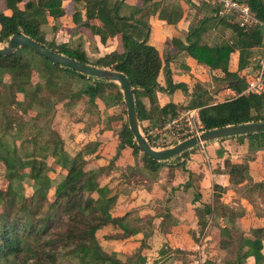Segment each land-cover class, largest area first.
Segmentation results:
<instances>
[{"label": "trees", "instance_id": "trees-1", "mask_svg": "<svg viewBox=\"0 0 264 264\" xmlns=\"http://www.w3.org/2000/svg\"><path fill=\"white\" fill-rule=\"evenodd\" d=\"M177 1L137 0L128 5L125 0H70L71 34L68 41L57 43L48 33L52 35L58 29L59 19L66 13L62 0H5L10 13L0 12V43L14 33H23L67 57L123 72L133 87L143 131L170 119L179 107L199 108L204 130L263 121L264 91L217 102L207 84L197 82L188 92L184 85L172 83L168 67L183 53L204 66L211 83H225L241 92L261 53L262 27L240 26L233 13L218 16L216 8L204 0H183L187 7L191 5L203 14L190 22L182 36L170 40L169 44L178 49L176 56L167 52L160 55L148 43L150 28L145 18L158 12L160 19L175 25L183 14ZM238 1L249 4L264 21V0ZM88 35H98L102 44L108 39H116L119 44L90 58ZM235 52L237 69L230 71L229 60ZM161 71L166 89L157 82ZM179 87L184 90L186 104L170 101L158 106L157 91L171 93ZM145 97L156 106L155 113L147 107ZM81 110L88 117L85 131L93 138L70 154L55 121L58 114L70 117ZM105 131L114 135L113 151L100 142ZM226 137L247 141L248 153L243 161H224L229 185L242 186L233 200L237 206L222 200L227 187L220 184L213 185L210 204H197L200 175L186 169L189 150L164 161L144 154L129 129L125 102L116 82L60 66L25 46L0 55V163L7 180L6 187L0 188V264H183L175 255L189 256L193 264L195 251L166 244L160 248L159 257L148 262L144 250L150 247L149 240L155 231L167 229L172 216L159 210L151 215L143 207L114 214L118 196L126 187L119 191L103 182L118 172L123 181L135 175L143 177L149 189L164 168L169 178L176 169L186 171L188 178L157 203H170L179 191L189 193L198 218V236L203 237L207 249L208 228H218L214 242L222 256L218 260L210 257L205 264H264V227L245 230L238 223L245 213L240 199L252 206L255 216L264 217V181L251 180L248 164L254 154L264 151V131ZM124 150L129 151L135 164L117 166ZM101 229L109 231L100 237L97 233ZM137 234L142 237L123 259L104 248L100 239L122 241Z\"/></svg>", "mask_w": 264, "mask_h": 264}, {"label": "crops", "instance_id": "crops-1", "mask_svg": "<svg viewBox=\"0 0 264 264\" xmlns=\"http://www.w3.org/2000/svg\"><path fill=\"white\" fill-rule=\"evenodd\" d=\"M168 1L174 3V0ZM125 2L128 5H133L137 3V0H125ZM161 2L165 3V0H161ZM177 3L181 7L183 14L175 25H171L165 20L160 19L158 12L145 18L150 28L148 43L153 45L159 51L160 55L166 54L167 52L170 56H176L178 49L176 46L169 44L170 40L175 36H182V32L188 29L190 22L195 17L200 18L203 14L201 11L197 13L196 8L191 5L187 7L183 0H178ZM139 4H141L140 1ZM62 6L66 13L59 19L60 26L52 35L48 33L49 36L55 38L57 43L68 41L71 34L69 24L73 11L70 0H62ZM1 11L5 14L10 13L9 9L6 8L5 0H0ZM48 20L50 23H53L51 17ZM92 22L97 25L100 24L97 19H93ZM86 39L87 46L92 45V48L96 47L98 50L95 53L93 52L94 49H88V55L90 57L103 55L117 48L119 44L116 39H108L106 44H102L98 35L93 37L88 35ZM237 63L238 52H235L229 60V70L235 71L237 69ZM168 67L171 71L172 83L184 85L188 92L193 89L195 83L200 82L208 85V88L212 92L213 100L217 102L224 101L228 96L224 90L225 83H211L210 76L204 66L197 63L192 57L180 53L174 61L169 62ZM157 82L166 89L164 72H160ZM155 97V102L158 106H163L170 101L175 104H186L187 102L182 87L174 89L171 93H168L166 90L157 91ZM144 100L147 103V107L155 113L156 106L149 101V98L145 97ZM179 108L181 109V107ZM86 115L87 113L81 110L70 117H61L60 114L56 117V126L63 137L64 148L70 154H74L84 142L93 138L91 133L88 134L85 131L88 120ZM100 140L102 144H106L113 151L115 139L110 131H105ZM247 150L246 139L240 142L234 137L209 140L189 149L186 169L200 175L197 182L201 195L197 204H210L213 197V185L220 184L227 187L226 192L221 197L222 200L226 204L237 206L233 200L238 197L237 192H239L242 186L235 187L229 185V176L224 170V161L225 159H229L232 162H241L247 155ZM97 162L102 163L103 160H98ZM116 164L119 167L133 165L135 164V159L129 155L128 150H124L122 155L117 159ZM248 164L251 180L264 181V151H259L254 154L253 158L248 161ZM187 178V172L181 169H176L174 175L169 178L168 169L164 168L160 172L159 179L149 189L145 184L146 180L137 175L129 177L127 181H123L119 178L118 172H116L103 181L104 183L109 182L111 188L118 189L119 191L126 187L125 191H121L118 196L116 205L113 208L114 214L120 215L131 208L143 207L151 215L159 210V212H167L172 216V220L166 225L167 229L164 232L159 230L155 231L149 240L150 247L144 250L148 262L159 257V250L165 244L173 249L178 248L182 250H191L192 246L196 244L195 238L196 236L199 237V224L195 213V204L192 203L190 194H184L179 191L171 198L170 203H157V201L164 200L173 187L183 184ZM240 203L242 207H245V213L238 221L241 228L247 230L249 228L264 227V217L255 216L252 213V206L244 199H240ZM161 218L162 216L160 215L157 218V223L160 222ZM220 224L223 225L222 221H220ZM108 231V229H101L97 234L101 237V235H106ZM141 237V234H137L134 237L122 241L100 239L104 248L115 251L119 258L123 259L127 253L136 247ZM261 251L264 255V240Z\"/></svg>", "mask_w": 264, "mask_h": 264}, {"label": "water", "instance_id": "water-1", "mask_svg": "<svg viewBox=\"0 0 264 264\" xmlns=\"http://www.w3.org/2000/svg\"><path fill=\"white\" fill-rule=\"evenodd\" d=\"M22 46L30 48L34 52L46 57L51 62L59 64L60 66L70 68L89 76L116 82L122 92V96L126 106L127 121L129 129L133 134L134 140L136 141L142 152L154 160L164 161L171 159L174 156L179 155L180 153L196 146L197 144L209 140L219 139L226 136L243 135L264 131V120L245 122L240 124H230L203 130V132H201V134H199L198 136L186 138L173 144L172 146L155 149L147 142L141 130V126L137 117L133 87L131 86L130 81L123 72H119L111 68L97 67L90 63H84L76 59L67 57L61 53L49 49L48 47L23 33L12 34L8 38V41L0 46V55L12 53L18 47Z\"/></svg>", "mask_w": 264, "mask_h": 264}, {"label": "built area", "instance_id": "built-area-1", "mask_svg": "<svg viewBox=\"0 0 264 264\" xmlns=\"http://www.w3.org/2000/svg\"><path fill=\"white\" fill-rule=\"evenodd\" d=\"M194 2L200 0H192ZM216 8L218 16L233 13L237 17L240 26L258 25L263 29L261 53L255 60V66L250 70L246 87L237 92L230 86L225 85V100H230L242 94H260L264 91V21L259 19L249 4L238 0H204ZM199 108H181L176 114L163 123L146 127L143 131L147 142L155 149H160L184 140L192 136H198L203 132V125L199 119ZM201 248V249H200ZM200 249V250H199ZM193 251L205 252L202 245L196 243L192 246Z\"/></svg>", "mask_w": 264, "mask_h": 264}, {"label": "rangeland", "instance_id": "rangeland-1", "mask_svg": "<svg viewBox=\"0 0 264 264\" xmlns=\"http://www.w3.org/2000/svg\"><path fill=\"white\" fill-rule=\"evenodd\" d=\"M64 3H66V1H64ZM5 43L6 42L0 43V46H2ZM87 47H88V49H93L92 45H88ZM90 58H93V57H90ZM34 78H35V76H34ZM6 185H7V180L4 177L3 168H2V165L0 163V188H5ZM210 232L212 233V236H211ZM217 234H219L218 229L215 227V225L214 226L211 225L208 228V235L210 236V238L206 242L207 244L210 243V248L209 249H207V247H205L206 245H205V241L203 240V237H201V236L199 237V240H198L199 242L197 241V243L202 245V249L205 252L201 253V252L195 251L196 255L194 257L195 259L193 258L194 259L193 260V264H205L206 259H208L210 257L215 258V259L218 260L222 256V252H220L217 249V245L214 242L215 241L214 238L217 236ZM175 259L180 260L181 263H183V264H191L192 263V261H191L192 258L190 259L189 256H185V255L184 256L183 255L182 256L175 255Z\"/></svg>", "mask_w": 264, "mask_h": 264}]
</instances>
